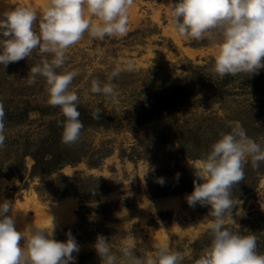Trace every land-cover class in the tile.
I'll return each mask as SVG.
<instances>
[{
    "label": "rangeland",
    "instance_id": "rangeland-1",
    "mask_svg": "<svg viewBox=\"0 0 264 264\" xmlns=\"http://www.w3.org/2000/svg\"><path fill=\"white\" fill-rule=\"evenodd\" d=\"M176 2L135 0L126 36L99 41L86 33L68 50L66 65L57 71L77 72L70 90L78 94V106L92 112L100 108L104 122L85 126L77 143L64 144L67 162L58 170L31 174L30 154L63 116L59 107L48 104L45 78L27 84L30 68L45 57L37 50L7 68L0 65L6 135L0 149V204L14 203L8 215H15L25 238L29 226L46 229L51 236L53 217L52 238L65 242L70 232L79 245V252L73 253L75 264H102L94 248L98 235L106 237L117 256L132 235L137 256L166 244L183 254L182 264H195L210 243L212 220L210 206L190 207L186 201L193 181L202 183L195 168L220 134L230 131L232 121H240L247 135L264 147V91L237 86L229 96H219L196 86L172 112L148 118L153 112L145 113L142 104L162 85L214 75L218 45L177 34L170 18V3ZM46 3L0 0V14L21 6L42 13ZM35 30L39 32L38 26ZM128 61L135 65L133 72L124 70ZM118 64L122 71L113 80L117 96L91 93V81L99 79L103 86ZM148 166L151 170L144 176ZM232 192L241 201L233 210L239 230L255 234L257 251L264 254V163L253 169L249 159L245 179Z\"/></svg>",
    "mask_w": 264,
    "mask_h": 264
},
{
    "label": "clouds",
    "instance_id": "clouds-1",
    "mask_svg": "<svg viewBox=\"0 0 264 264\" xmlns=\"http://www.w3.org/2000/svg\"><path fill=\"white\" fill-rule=\"evenodd\" d=\"M135 0H47L38 13L31 7H16L0 14V65L30 58L34 51L45 57L30 68L28 86L36 84L37 77L45 78L49 93L48 104L59 107L65 117L62 122L61 142L72 146L80 139L84 125L79 119V96L70 90L76 71L58 72L68 61V50L78 44L87 33L92 40L106 37L123 38L128 32L129 9ZM87 13V15H86ZM172 27L178 35L191 40L218 45L214 75L223 79L241 74H258L264 68V0H177L170 3ZM38 26L39 32L35 30ZM47 57H51L50 59ZM135 70L132 61L125 69ZM122 71L118 64L101 85L91 81V93L105 97L117 96L113 80ZM101 109L96 107L93 118L99 119ZM230 131L222 132L210 151L195 168L194 190L187 195L190 207L210 206L208 224L209 245L195 264H264V254L257 251V237L241 232L233 218V210L241 203L233 198L232 189L245 179V167L250 159L253 169L264 163V147L250 138L240 121L229 124ZM5 109L0 101V149L5 147ZM147 167L144 176L150 171ZM163 184V178L157 179ZM14 203L0 204V264H75L80 248L69 232L67 240L52 238L55 229L51 222V236L46 229L28 227L27 238L17 230ZM234 225L228 227L227 225ZM247 233V234H245ZM26 239V248L24 247ZM133 243L129 244L127 241ZM21 240L24 241L21 246ZM94 248L102 264H182L184 256L168 245L156 244L155 251L143 250L136 255V240L130 235L119 247L117 256L103 235H98Z\"/></svg>",
    "mask_w": 264,
    "mask_h": 264
},
{
    "label": "trees",
    "instance_id": "trees-1",
    "mask_svg": "<svg viewBox=\"0 0 264 264\" xmlns=\"http://www.w3.org/2000/svg\"><path fill=\"white\" fill-rule=\"evenodd\" d=\"M199 71H201V69ZM196 86L204 89H212L219 96H229L234 93V89L237 86L244 89L252 88L254 92L264 91V68H261L258 74H245L236 77L226 76L223 79L212 74L210 76L209 74H202L200 76L196 75L185 84L175 83L168 86L162 85L161 90L150 98L149 103L142 104L143 109L145 113L146 111L153 112L148 118H152L154 115L159 117L162 113L167 114L170 111L172 112L173 108L177 107L182 99H186ZM78 111L80 112L79 119L82 121L84 128L87 125H100L104 122L100 115L99 119H94L92 111H87L79 106ZM64 119L65 117L62 116L48 127L47 135L40 140L37 146L38 148L30 154L34 160L31 173L33 176L58 170L66 164L65 155L67 149L61 142L63 131L62 122Z\"/></svg>",
    "mask_w": 264,
    "mask_h": 264
}]
</instances>
